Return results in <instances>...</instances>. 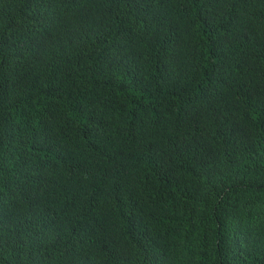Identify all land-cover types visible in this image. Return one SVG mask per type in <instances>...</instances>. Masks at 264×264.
<instances>
[{
  "label": "trees",
  "instance_id": "1",
  "mask_svg": "<svg viewBox=\"0 0 264 264\" xmlns=\"http://www.w3.org/2000/svg\"><path fill=\"white\" fill-rule=\"evenodd\" d=\"M0 264H264V0H0Z\"/></svg>",
  "mask_w": 264,
  "mask_h": 264
}]
</instances>
